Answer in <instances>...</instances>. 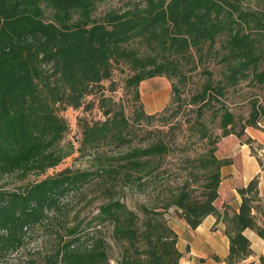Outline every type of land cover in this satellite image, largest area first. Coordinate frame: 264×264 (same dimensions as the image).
Masks as SVG:
<instances>
[{"label":"trees","instance_id":"16d2710c","mask_svg":"<svg viewBox=\"0 0 264 264\" xmlns=\"http://www.w3.org/2000/svg\"><path fill=\"white\" fill-rule=\"evenodd\" d=\"M102 1L0 0V182L41 175L12 188L0 183V264H110L112 244L121 250L113 264H179L170 221L195 228L208 214L225 223L224 261L237 264L253 254L243 230L264 236V204L254 176L237 188V213L217 210L220 168L229 160L216 150L221 138L233 135L254 154L245 130L264 118V0L256 7H244L243 0H142L95 18ZM210 54L223 65L221 76L204 71L201 88L182 97L184 66L192 71ZM121 62L130 70L124 86L138 101L131 121L111 91L98 90L103 118L81 123L79 142L94 158L104 143L119 152L104 157L107 163L45 174L73 151L61 145L68 124L59 110L80 107ZM162 75L171 79L170 102L147 114L138 85ZM243 81L263 91L247 97L246 116L225 100ZM183 105L193 106L191 127L203 151L189 161V176L172 186L160 179L171 145L161 137L133 144L130 132L156 119L170 123ZM206 110L214 130L207 128ZM126 188L144 198L135 208L126 203ZM84 197L88 212L67 218L69 202ZM45 228V244L29 247L32 234Z\"/></svg>","mask_w":264,"mask_h":264},{"label":"rangeland","instance_id":"374dc122","mask_svg":"<svg viewBox=\"0 0 264 264\" xmlns=\"http://www.w3.org/2000/svg\"><path fill=\"white\" fill-rule=\"evenodd\" d=\"M142 0H104L97 3L94 10V17H101L108 10H125L135 3H139ZM257 0H243V6L256 7ZM135 44H132L134 46ZM192 65L186 64L184 66L185 81L181 85L182 97L188 98L191 93L198 91L201 88L202 82L205 80L206 75L204 71H212L214 73V79L221 76L223 71V65L218 62V56L210 54L205 58L203 62L196 63L195 68L192 71ZM130 74V70L127 64L124 62L113 64L112 74L109 79L104 80L99 85L100 88L93 89L92 93L86 98L84 97L83 102L78 108H61L59 114L64 117L68 124V129L64 134L61 145L72 146L73 151L70 155L65 157L57 166L48 169L45 174H52L64 167L72 168H85L91 165H95L97 162L107 163L104 157L113 156L117 154L120 148H117L112 143L100 144L97 147V151L101 157H95V154L85 155V152L80 150V139H81V123L88 121L93 122L103 118L102 110L103 106H100V95L101 89L105 88L111 91L110 95L112 98L121 103L125 115L131 121V115L133 109L138 104V101L133 99V91L130 88L124 86L125 78ZM173 80V79H172ZM112 87V90H110ZM99 90V91H98ZM139 91V102L142 104L143 110L147 114L160 112L171 99V79L166 76H155L143 80L138 85ZM107 92V90H106ZM109 93V92H108ZM262 95L263 91L249 86L246 82H241L234 88H230L226 94V103L229 108L236 114H247L249 110V104L247 97L251 94ZM162 100V101H161ZM193 106L183 105L180 109L176 119L170 120V123L165 125L162 121L156 119L150 124L133 125V129L130 132L133 144H146L149 141L161 137L171 145V150L163 158L162 169L164 172L161 174L160 179H165L164 183L168 181V185L174 186L180 181L184 180L189 176L190 160L197 157L203 151L202 143L199 141V132L197 128H192L191 124H194L195 112ZM211 110H206L205 118L207 119V128L209 130L215 129V123L210 121ZM257 130L264 134V118L258 123ZM253 152L260 158V155L264 154V141L262 143L254 140L251 143ZM41 175L30 174L24 180H19L15 176H5L1 179L2 184L6 188H12L17 185L26 182H32L38 180ZM193 183L192 185H196ZM125 189V200L129 207L135 208L137 202L144 200L142 195H137L134 192ZM88 204L84 198H75L71 200L67 206V218H71L72 215L83 216L88 212ZM47 229V230H46ZM50 228L37 229L33 233L30 239L29 247L33 245L39 246L45 244V238ZM104 235L108 237L109 230L107 227L102 228ZM120 248L112 244L110 253L111 260L110 264L114 263L116 257L120 255Z\"/></svg>","mask_w":264,"mask_h":264},{"label":"crops","instance_id":"0c3cea01","mask_svg":"<svg viewBox=\"0 0 264 264\" xmlns=\"http://www.w3.org/2000/svg\"><path fill=\"white\" fill-rule=\"evenodd\" d=\"M245 132L257 142L264 141V134L256 128L247 127ZM216 155L229 160L220 168L218 196L214 201L217 210L228 216L237 213L241 201L237 188L254 176L258 177L259 194L264 204V154L259 158L248 144L228 135L218 142ZM170 225L177 234L176 247L181 253L179 264H227L224 258L229 240L221 219L217 221L215 215L208 214L195 228H189L181 219L171 220ZM242 233L249 240L253 254L237 264H264V236L257 235L250 228H245Z\"/></svg>","mask_w":264,"mask_h":264}]
</instances>
